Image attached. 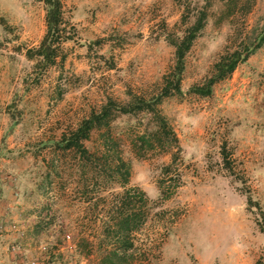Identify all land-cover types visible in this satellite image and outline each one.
Segmentation results:
<instances>
[{
	"label": "rangeland",
	"instance_id": "1",
	"mask_svg": "<svg viewBox=\"0 0 264 264\" xmlns=\"http://www.w3.org/2000/svg\"><path fill=\"white\" fill-rule=\"evenodd\" d=\"M242 3L220 21L223 3L212 1L186 56L182 94L160 105L181 148L165 173L176 149L143 150L141 158L132 147L155 129L147 114L115 115L107 155L100 137L107 128L84 143L96 153L90 159L57 142L108 99L125 105L130 93L158 95L175 61L170 41L206 0H62L72 37L57 64L42 70L27 51L46 33L45 4L0 0V264H42L47 251L57 262L104 264L105 228L116 196L129 188L149 200L130 264H264V45L211 96L191 90L228 48L264 26V0ZM117 157L130 168L125 188Z\"/></svg>",
	"mask_w": 264,
	"mask_h": 264
},
{
	"label": "trees",
	"instance_id": "2",
	"mask_svg": "<svg viewBox=\"0 0 264 264\" xmlns=\"http://www.w3.org/2000/svg\"><path fill=\"white\" fill-rule=\"evenodd\" d=\"M46 7V33L39 46L27 51L29 60L36 61L35 68L40 70L54 66L58 59L61 58L62 45L71 40V27L64 20V11L62 0H40ZM213 0H206V4L199 9L196 19L184 32L180 38L171 40L174 48V65L172 69L163 77L162 87L158 95L146 99L130 93L131 100L125 105H121L113 99L103 105L99 111H94L85 119L79 127L69 135H64L58 142L57 146L64 152H75L82 159L96 157V153H90L85 146V142L90 141L92 132L103 130L100 137L103 142L102 154L107 155L110 151L108 145L111 142L110 122L117 113L122 114H147L151 116L155 124V129L150 133H144L132 141V147L138 157H145L143 150H167L176 149L173 154L172 163L164 168V172L171 170V167L177 162L181 148L177 135L170 126L166 117L162 114L160 105L164 99L182 94L181 83L185 70L186 56L191 50L194 42L204 30L208 18V10L211 8ZM223 11L219 20L229 19L239 13L243 7L242 0H221ZM187 15H184L183 22H187ZM264 45V26L259 33L252 32V39L247 38L236 49H227L218 61L213 65L210 76L201 84L194 86L191 90L194 94L201 97L212 95L213 88L216 84L227 80L236 71L239 65L245 63L250 56ZM115 145L114 142H111ZM225 165H227L228 153L223 149ZM114 171L118 182L122 187L128 183L130 168L121 157L114 160ZM133 195H131V193ZM163 198L168 199L164 190L161 191ZM133 196V197H131ZM117 201L113 204V213L111 225H107L105 233L110 239L111 247L106 249V255L103 260L104 264H130L129 258H133L132 251L135 248L133 234L138 232L147 220V210L149 200L146 194L139 188L125 189L124 192L116 196ZM249 204H253L249 199Z\"/></svg>",
	"mask_w": 264,
	"mask_h": 264
},
{
	"label": "built area",
	"instance_id": "3",
	"mask_svg": "<svg viewBox=\"0 0 264 264\" xmlns=\"http://www.w3.org/2000/svg\"><path fill=\"white\" fill-rule=\"evenodd\" d=\"M50 252L51 251L46 252L48 255L45 256V258H44L45 261L42 264H78L74 260L71 261L67 258H63V259L59 260V262H57L55 260V259H57L55 256V255H57V253L56 252L50 253ZM63 256H64V254H63ZM28 264H41V263H39L37 260H33V261H30Z\"/></svg>",
	"mask_w": 264,
	"mask_h": 264
}]
</instances>
